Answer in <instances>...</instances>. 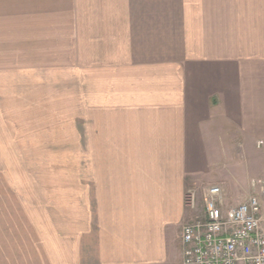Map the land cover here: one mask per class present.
Instances as JSON below:
<instances>
[{
	"label": "crops",
	"instance_id": "crops-1",
	"mask_svg": "<svg viewBox=\"0 0 264 264\" xmlns=\"http://www.w3.org/2000/svg\"><path fill=\"white\" fill-rule=\"evenodd\" d=\"M47 69L82 101L83 204L3 193L0 264H182L209 186L264 219V0H0V98Z\"/></svg>",
	"mask_w": 264,
	"mask_h": 264
},
{
	"label": "rangeland",
	"instance_id": "rangeland-1",
	"mask_svg": "<svg viewBox=\"0 0 264 264\" xmlns=\"http://www.w3.org/2000/svg\"><path fill=\"white\" fill-rule=\"evenodd\" d=\"M23 78L3 90L19 96L0 98V202H11L3 193L15 196V185L27 180L24 193L43 205L41 214L69 216L83 204V106L72 97L75 77L47 69Z\"/></svg>",
	"mask_w": 264,
	"mask_h": 264
},
{
	"label": "built area",
	"instance_id": "built-area-1",
	"mask_svg": "<svg viewBox=\"0 0 264 264\" xmlns=\"http://www.w3.org/2000/svg\"><path fill=\"white\" fill-rule=\"evenodd\" d=\"M261 183V181H258ZM202 213L181 227L182 264H264V219L259 198L226 207L219 186L202 194ZM184 203L196 208L193 191Z\"/></svg>",
	"mask_w": 264,
	"mask_h": 264
}]
</instances>
